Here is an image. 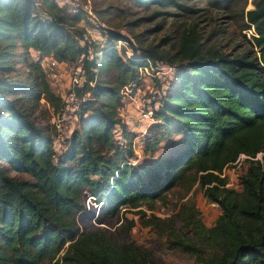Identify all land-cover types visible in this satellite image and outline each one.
<instances>
[{"label":"trees","instance_id":"1","mask_svg":"<svg viewBox=\"0 0 264 264\" xmlns=\"http://www.w3.org/2000/svg\"><path fill=\"white\" fill-rule=\"evenodd\" d=\"M130 1L166 5L174 0ZM42 5L48 17L39 15L34 0H0V264H147L140 245L113 244L99 227L79 229L73 214L84 209L87 196L106 216L135 207L143 214L138 206L152 209L172 187L187 192L193 184L220 212L205 226L185 199L178 213L192 236L172 243L200 264H264V0H252L244 12L258 53L250 49L232 56L204 48L193 25L163 52L156 45L138 52L110 28L99 47L83 38L80 11L70 12L55 0ZM117 40L129 43L130 54L116 47ZM40 56L79 59L84 74L72 88L79 99L76 126L59 153L51 133L10 96L19 85L12 67L22 62L32 91L44 95L52 108L61 106ZM146 58L166 60L174 72L152 108L143 150L151 153L171 131L182 135L183 145L136 164L130 159L133 133L117 108L120 87L136 81L137 66ZM108 71L109 79L101 78ZM240 154L246 165L235 189L221 172ZM1 161L29 177L9 175Z\"/></svg>","mask_w":264,"mask_h":264},{"label":"rangeland","instance_id":"2","mask_svg":"<svg viewBox=\"0 0 264 264\" xmlns=\"http://www.w3.org/2000/svg\"><path fill=\"white\" fill-rule=\"evenodd\" d=\"M89 1L97 24L87 21L79 22L77 26L86 41L99 47L105 43L106 30L110 28L122 33L131 44L138 46V52L152 45H156V51L163 52L175 45L184 28L193 25L204 48L213 47L230 56L250 49L258 53L252 44L253 28L251 25L246 26L244 17L245 10L252 7V0H174L166 5H138L130 0ZM120 47L130 54L129 43L125 40H122ZM23 64L17 62L12 67V79L19 85L10 96L17 98L22 108L31 113L33 120L51 133L53 145L59 153L66 147L69 134L76 126L79 99L74 96L72 88L76 85L75 79L82 80L84 76L81 75L79 59L58 60L57 64L49 62L43 68L52 90L61 96L62 104L57 109L52 108L44 95L32 91L29 87L32 80L26 74ZM109 76L108 71L101 78L109 79ZM21 88L26 91L23 92ZM151 95L150 91L145 90L139 99L152 100ZM127 107L123 113L131 118L125 125L133 133L132 162L150 163L157 157L172 154L183 145L182 135L171 131L161 137L151 153L143 150V126L140 128L133 123L138 110L131 104ZM115 135L121 139L119 131H115ZM1 164L9 175L29 177L27 173L12 168L8 162L1 161ZM245 165L244 155L240 154L235 162L222 169L221 175L225 177L227 186L240 188L238 175ZM185 199L193 203L197 216L205 226L211 225L220 212L217 203L208 201L202 189L193 184L187 192L178 186L172 187L155 201L152 209L145 205L138 206L144 211L143 214L135 212V207L121 208L116 215L106 216L98 212L92 199L85 197L84 209L74 213L73 219L79 229L99 227L113 244H127L131 241L140 245L146 254L147 264H200L194 254L172 243L175 237L192 236V230L184 227L178 213L179 204ZM42 264L53 262L45 260Z\"/></svg>","mask_w":264,"mask_h":264},{"label":"built area","instance_id":"3","mask_svg":"<svg viewBox=\"0 0 264 264\" xmlns=\"http://www.w3.org/2000/svg\"><path fill=\"white\" fill-rule=\"evenodd\" d=\"M55 2L59 6L68 7L70 12L76 13L80 11L82 13L81 22L88 21L92 24H97V18L89 0H55ZM34 4L41 17H48L47 11L43 8L42 0H34ZM121 43L122 40H117L116 47H119ZM39 61L43 68L45 65H49V62L50 64L58 63V60L51 56H40ZM173 72L174 66L168 61L160 58H146L143 64L137 66L136 81L124 84L119 89L121 105L117 108V115L120 117L121 121L127 124L129 120H131V118H128L127 113L126 115L123 113L125 108L128 109L127 105L131 104L138 110L133 123L140 128L143 126L141 132L144 133L146 127L152 121V108L157 105L159 97L166 90L168 81L172 77ZM82 74L83 70L81 72V75ZM75 81L76 85H80L83 79H75ZM145 90L151 92L152 100L149 98L139 99L140 94L144 93ZM151 101L152 103L150 104ZM115 131H119L118 126H116ZM87 198L89 199V196H87ZM98 205L99 204L95 203L96 207H98Z\"/></svg>","mask_w":264,"mask_h":264}]
</instances>
